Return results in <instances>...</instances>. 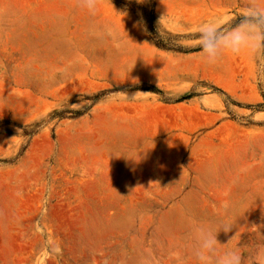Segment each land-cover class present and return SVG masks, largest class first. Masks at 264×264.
Here are the masks:
<instances>
[{
  "label": "rangeland",
  "instance_id": "rangeland-1",
  "mask_svg": "<svg viewBox=\"0 0 264 264\" xmlns=\"http://www.w3.org/2000/svg\"><path fill=\"white\" fill-rule=\"evenodd\" d=\"M253 2L0 0V264H181L217 219L264 247V50L193 31Z\"/></svg>",
  "mask_w": 264,
  "mask_h": 264
},
{
  "label": "clouds",
  "instance_id": "clouds-1",
  "mask_svg": "<svg viewBox=\"0 0 264 264\" xmlns=\"http://www.w3.org/2000/svg\"><path fill=\"white\" fill-rule=\"evenodd\" d=\"M99 2L80 0V7L95 16ZM193 31L200 49L199 59L207 65L218 64L226 55H255L264 50V3L253 2L243 8L238 20L227 15L213 16L198 23ZM115 99L131 101L133 98L122 93ZM235 226L234 222L223 219L193 221L180 257L181 264L185 260L191 264H264V247L245 252L238 244L231 243L235 234L226 243L219 242L218 234H228Z\"/></svg>",
  "mask_w": 264,
  "mask_h": 264
}]
</instances>
